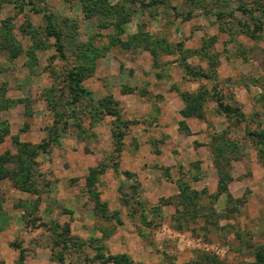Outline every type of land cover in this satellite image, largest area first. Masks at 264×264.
I'll use <instances>...</instances> for the list:
<instances>
[{"label": "rangeland", "instance_id": "1", "mask_svg": "<svg viewBox=\"0 0 264 264\" xmlns=\"http://www.w3.org/2000/svg\"><path fill=\"white\" fill-rule=\"evenodd\" d=\"M247 131H264V0H0V264H261Z\"/></svg>", "mask_w": 264, "mask_h": 264}, {"label": "trees", "instance_id": "2", "mask_svg": "<svg viewBox=\"0 0 264 264\" xmlns=\"http://www.w3.org/2000/svg\"><path fill=\"white\" fill-rule=\"evenodd\" d=\"M156 1H151L149 5L154 4ZM48 24H47V30L49 31L50 36L55 38V45L57 48V51L62 52V46L60 43V37L57 35L55 32V29L53 28L52 24L50 23V20L48 18ZM185 71L187 74L194 76V77H199V78H205L208 79V75L206 73L200 72V71H195L191 69L190 67L186 66ZM69 79H70V88L72 92L74 93L73 100L76 102L78 100V95L86 93V91L81 87V82L83 80V75L81 72L73 70L69 73ZM213 98L216 103V108L220 114H223L225 117L231 118L235 117L237 122H243L245 119V116L241 112L233 111V109H230L228 106H226L222 98L219 96L218 92L216 89L213 90ZM109 112L116 116L117 113L115 111H112L109 109ZM248 135L253 138L255 141L256 146L259 149V161L261 165L264 168V131H258V132H252V131H247ZM46 146L44 145L41 147V150L45 152ZM35 154V152L33 153ZM26 178V177H24ZM227 188L225 183L220 179L219 181V186H218V192L214 195V197H217L218 194H222L223 192H226ZM228 199H231L230 194L228 195ZM52 231L55 235V244L56 245H62L63 247L67 246V242L71 241V238L69 236V229L68 226H61L57 223H53L52 225ZM256 258L258 263L264 264V253L262 254L261 252L256 253ZM127 262L126 258L124 256H108L105 259H103L102 263H112V264H125Z\"/></svg>", "mask_w": 264, "mask_h": 264}, {"label": "crops", "instance_id": "3", "mask_svg": "<svg viewBox=\"0 0 264 264\" xmlns=\"http://www.w3.org/2000/svg\"><path fill=\"white\" fill-rule=\"evenodd\" d=\"M264 195V194H263ZM263 197V201L261 202V203H257V205H259V209L257 208V211L260 213L259 215H257L256 216V218H255V225L256 226H259V225H262V224H260V223H262L263 221H262V217H263V215H262V213H264V196H262ZM256 200H258V199H256ZM260 201V200H259ZM258 202V201H257Z\"/></svg>", "mask_w": 264, "mask_h": 264}]
</instances>
